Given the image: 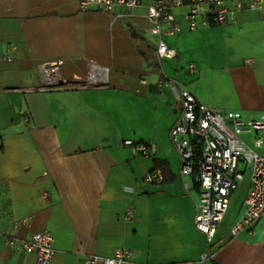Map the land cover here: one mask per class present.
<instances>
[{
    "label": "crops",
    "instance_id": "crops-1",
    "mask_svg": "<svg viewBox=\"0 0 264 264\" xmlns=\"http://www.w3.org/2000/svg\"><path fill=\"white\" fill-rule=\"evenodd\" d=\"M149 3L108 15L75 0H0V264H37L35 252L6 245L33 232L53 237L49 264L120 248L133 264H264V215L236 236L229 230L247 174L208 244L195 229L198 188L179 175L169 140L181 113L170 82L224 114L264 112V16L240 11L224 26L188 31L182 9L181 33L164 38L176 54L159 61L157 37L145 32ZM56 59L62 79H80L92 59L108 83L38 90L41 64ZM130 139L156 153L140 155L123 145ZM159 166L167 181L145 186Z\"/></svg>",
    "mask_w": 264,
    "mask_h": 264
},
{
    "label": "built area",
    "instance_id": "built-area-1",
    "mask_svg": "<svg viewBox=\"0 0 264 264\" xmlns=\"http://www.w3.org/2000/svg\"><path fill=\"white\" fill-rule=\"evenodd\" d=\"M81 11L97 10L111 15L116 8L130 11L139 8L143 0H75ZM187 30L199 27L224 26L234 21L240 11H257L264 16V0H150L146 18L149 26L145 32L157 37L156 56L159 61L169 60L176 54L167 47L164 38L181 33L179 11ZM5 60L10 57L5 56ZM86 64L81 78L62 79L60 68L63 59L41 64L38 90L74 84L78 87L98 88L108 83L107 69L92 59ZM193 69V65H190ZM78 75V74H77ZM175 97L180 103L181 113L170 129L169 140L179 156V175L189 177L198 188L195 212V229L201 232L206 243L214 239L220 222L229 208L232 194L248 176V191L243 199L240 216L230 227L231 236L251 227L264 215V157L259 149L264 147V112L257 117H241L233 112L224 114L198 102L188 89H177L170 82ZM142 156H153L154 146L135 143L131 139L123 142ZM163 180L160 170L145 174L142 183L160 185ZM130 216V213H128ZM19 221L15 229L24 225ZM9 248L37 254V264H49L55 251L54 239L48 232H33L27 240L6 238ZM203 258H206L204 256ZM80 264H133L128 249L120 248L106 258L97 255L84 256Z\"/></svg>",
    "mask_w": 264,
    "mask_h": 264
},
{
    "label": "trees",
    "instance_id": "trees-1",
    "mask_svg": "<svg viewBox=\"0 0 264 264\" xmlns=\"http://www.w3.org/2000/svg\"><path fill=\"white\" fill-rule=\"evenodd\" d=\"M158 165V164H157ZM159 170H160V172H161V175L163 176V180H162V182L161 183H164V182H166L167 181V178H166V175H165V171H164V168L163 167H160L159 166Z\"/></svg>",
    "mask_w": 264,
    "mask_h": 264
},
{
    "label": "rangeland",
    "instance_id": "rangeland-1",
    "mask_svg": "<svg viewBox=\"0 0 264 264\" xmlns=\"http://www.w3.org/2000/svg\"><path fill=\"white\" fill-rule=\"evenodd\" d=\"M244 187H245L244 184H242L241 188L244 189ZM239 195H240V194L238 193V194H237V197H238ZM234 207H235V204H232L231 209H233Z\"/></svg>",
    "mask_w": 264,
    "mask_h": 264
}]
</instances>
